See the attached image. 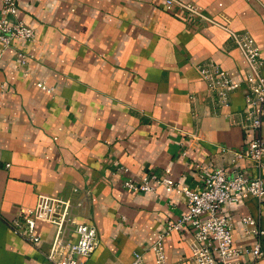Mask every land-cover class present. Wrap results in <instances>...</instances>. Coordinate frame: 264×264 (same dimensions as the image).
Returning <instances> with one entry per match:
<instances>
[{
    "label": "crops",
    "instance_id": "1",
    "mask_svg": "<svg viewBox=\"0 0 264 264\" xmlns=\"http://www.w3.org/2000/svg\"><path fill=\"white\" fill-rule=\"evenodd\" d=\"M189 1L202 7L199 17L163 0H18V17L36 35L7 48L0 42V264H51L44 255L51 224L38 222L45 240L37 246L8 223L41 192L75 197L74 187L89 189L81 219L97 225L100 242L87 264H129L135 251L157 264L150 245L187 210L186 197L163 185L128 189L120 165L136 179L155 172L193 189L204 169L258 173L231 152L256 133L242 125L247 59L235 33H251L264 56V0ZM19 51L29 54L26 65ZM209 59L242 82L227 106L214 103L198 70ZM225 209L234 244L253 246L259 237L242 217L253 215L264 229V197L246 192ZM193 232L187 226L165 236V264H190ZM239 258L264 264L252 253Z\"/></svg>",
    "mask_w": 264,
    "mask_h": 264
},
{
    "label": "built area",
    "instance_id": "2",
    "mask_svg": "<svg viewBox=\"0 0 264 264\" xmlns=\"http://www.w3.org/2000/svg\"><path fill=\"white\" fill-rule=\"evenodd\" d=\"M163 1L168 9L178 6L192 18L199 17L202 13V7L194 1ZM18 11V0H0V42L4 48L10 47L15 39L30 40L36 35L35 28L18 17ZM226 25L228 27V24ZM235 42L247 59L243 81L247 91L242 125L252 128L256 133L249 139L246 147L232 150L223 147L222 150H231L236 159H251L258 173L250 175L238 167L232 172H227L221 166L213 170L204 169L201 173L200 188L193 189L180 178L151 172L136 179L128 166L118 167L125 174L122 182L128 189L154 191L163 185L169 191L180 189L186 197L187 210L175 220L167 221L150 245L157 264H165L166 261L165 236L187 226L194 228L190 242V264H247L239 255L252 253L255 257L264 256L260 238L264 229L259 226L257 219L250 214L243 215L242 219L248 230L259 238L251 247L237 246L234 244L233 217L225 209L227 203L238 204L246 192L259 199L264 197V178L261 172L264 168V56L257 41L248 31L235 33ZM28 58L26 51L18 52L19 64L26 65ZM198 70L207 80V89L212 94L214 103L219 106L229 105L231 93L240 87L242 82L234 80L229 71L214 59L198 64ZM37 84L48 92L55 89L45 80H39ZM73 191L77 196L41 192L35 205L20 206L8 221L14 232L37 246H41L45 240L38 232V222L51 224L50 246L44 251L45 258L51 264H87V258L100 242L97 225L89 216L81 219V209L88 199L89 189L80 191L79 187H74ZM123 218L126 217L123 215ZM129 264H145L143 252L135 251V256Z\"/></svg>",
    "mask_w": 264,
    "mask_h": 264
}]
</instances>
